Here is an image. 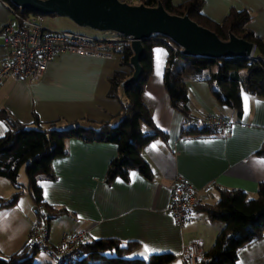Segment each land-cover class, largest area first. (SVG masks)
<instances>
[{"label":"crops","instance_id":"1","mask_svg":"<svg viewBox=\"0 0 264 264\" xmlns=\"http://www.w3.org/2000/svg\"><path fill=\"white\" fill-rule=\"evenodd\" d=\"M186 1L171 0V3L177 6ZM138 3L141 2L134 4ZM231 8L249 11L251 19L247 28L264 41V0H203L200 12L208 20L219 23ZM13 21L0 0V28ZM67 22L69 29L71 23ZM76 28L62 31L95 38L104 36ZM5 53L0 38V62ZM167 55L165 46L151 47V71L141 95L142 105L154 126L164 134L151 138L140 150L151 179L130 170L127 181L115 178L106 184L105 171L116 156V145L75 138L65 140L67 155L51 162L55 179L48 181L40 177L36 182L44 203L67 211L48 223L51 244L57 243L63 234L83 232V241L114 239L121 244L135 243L130 257L145 259L171 253L177 257L173 264H179L191 242L199 244L202 255L210 250L224 224L210 222L203 212L192 209L186 224L177 228L168 212L171 188L177 181L198 188L201 204L216 202L218 189H239L254 198L258 185L264 183V156L256 155L264 140V97L244 93L242 114L237 118L232 109L216 101L203 78L185 77L191 115L203 122L207 115H222L227 128L218 135H183L182 115L170 106L163 85ZM118 68V56L106 59L74 51L60 53L37 80L5 78L0 85V110L27 127H34V118L44 128L50 122L55 129L75 126L98 129L101 121L114 126L119 120V103L107 93L109 78ZM118 98L124 99V93L119 90ZM6 130L0 119V137ZM143 130L150 133L146 127ZM1 183L4 190L0 195L6 197V186ZM23 204L22 210L10 212L20 216L21 226L16 227L11 221L7 235L0 232L2 257L11 255L27 241L35 217L29 213L30 206L33 209L32 201L30 206L26 201ZM10 213L6 215L12 220ZM251 244L247 245L249 258L256 252L264 254V247L251 249Z\"/></svg>","mask_w":264,"mask_h":264},{"label":"trees","instance_id":"2","mask_svg":"<svg viewBox=\"0 0 264 264\" xmlns=\"http://www.w3.org/2000/svg\"><path fill=\"white\" fill-rule=\"evenodd\" d=\"M7 2L6 0H2ZM146 6H155L160 2L170 14L188 17L198 25L214 32L221 40H226L228 33L243 38L255 46V51L264 55V41L247 28L251 13L247 10L229 9L219 22L205 18L200 10L203 0H188L173 6L171 0H139ZM15 12L19 11L7 2ZM53 16V15H52ZM162 37L155 35L143 41L144 57L140 64L143 72L138 83L124 92V99L118 98V85L131 74L128 64L131 51L129 44L118 56L119 68L109 78L107 96L119 103V120L110 126L106 121L99 122L98 129L80 126L55 129L53 122L42 127L34 118V127H27L13 119L6 111L0 110V119L7 130L0 137V177L7 179L15 192L10 199L0 201V208L13 205L18 196L16 178L19 169L24 166L27 176V191L33 204L35 217L50 220L67 213L43 202L36 182L42 177L48 181L55 179L51 172V162L55 158L67 155L64 142L75 138L83 142L112 143L117 153L108 164L104 183L110 184L115 178L127 181L130 170H135L145 179H151V171L140 156L141 148L153 137L162 134L153 124L147 110L141 102L143 86L151 71L150 49L163 45L167 48V59L163 70V85L168 94L170 106L182 115L181 134L183 135H218L217 130L209 128L202 120L191 115L188 104L185 77L203 78L209 85L216 101L232 109L237 118L242 114V95L264 97V66L248 64L246 60H209L183 57L179 48L168 47ZM146 127L150 133L144 132ZM256 155L264 156V140ZM40 208L38 214L36 208ZM195 210L205 214L210 222L220 221L223 229L217 235L214 245L205 252L198 264H238V250L264 237V183L257 187L256 196L249 198L239 189H218V199L213 204L202 203L194 206ZM72 234V233H71ZM135 243L121 244L114 239L83 241L77 246V254L68 263L61 264H173L176 256L171 253L150 255L145 259L133 258ZM38 247L29 240L9 256H0V264H43L34 261ZM54 264V261H53ZM179 264H187L183 258Z\"/></svg>","mask_w":264,"mask_h":264},{"label":"built area","instance_id":"3","mask_svg":"<svg viewBox=\"0 0 264 264\" xmlns=\"http://www.w3.org/2000/svg\"><path fill=\"white\" fill-rule=\"evenodd\" d=\"M139 0H128L134 4ZM4 5L13 18V23H6L0 28V38L6 53L0 62V85L5 78L14 80L34 81L41 77L54 57L67 51L96 55L106 59L119 56L129 40L117 33H107L95 38L83 33L44 28L38 21V16L32 13L15 12L5 1ZM168 47L176 49L172 43ZM248 64L264 66V55L252 50L246 59ZM204 123L211 129L223 134L227 121L222 115H207ZM200 190L189 183L179 180L171 188L168 212L174 225L181 228L187 222L189 214L195 205L201 204ZM39 214L41 209H35ZM49 227L44 218H35L29 229L30 243L47 254L54 264L68 263L77 254V246L83 242L84 233L63 234L57 243L51 244ZM202 253L197 242L189 243L182 255L187 264H198Z\"/></svg>","mask_w":264,"mask_h":264},{"label":"water","instance_id":"4","mask_svg":"<svg viewBox=\"0 0 264 264\" xmlns=\"http://www.w3.org/2000/svg\"><path fill=\"white\" fill-rule=\"evenodd\" d=\"M19 11L37 16H58L77 27L97 32L117 33L129 40L131 74L118 90L124 93L142 76L143 41L158 35L179 48L183 57L209 60H246L254 44L228 33L221 40L211 30L192 21L187 13L170 14L160 2L155 6L129 4L120 0H6Z\"/></svg>","mask_w":264,"mask_h":264},{"label":"rangeland","instance_id":"5","mask_svg":"<svg viewBox=\"0 0 264 264\" xmlns=\"http://www.w3.org/2000/svg\"><path fill=\"white\" fill-rule=\"evenodd\" d=\"M38 21L42 24V26L44 28H47L50 30H67L68 29L67 28V23H68L67 21H69V20H66V18H63V17L38 16ZM69 23H71V24H69V25H71L69 29H73L74 27H77L72 22L69 21ZM76 29H80V31L86 32V33H88L90 35H94V36L100 35L102 33V32L91 31L88 29L80 28V27H77ZM119 95L122 98V95L121 94H119ZM0 181L3 182V184L6 186V187H4L6 189V191H5L6 195H4V196H6V197H3L0 195V201H5V200H8L11 198V196H12L13 192H15V190L7 179L0 177ZM1 182H0V193L2 194V190H4V189H3V186H1V184H2ZM16 183L18 185V191L21 192V194L17 198L18 202L16 200L17 203L15 202V204H14L15 206L10 205V206H4V207L0 208V232L2 234H6V235H7L8 231L10 230V222L11 221L15 222L16 227L18 226V224H19V227L21 226L20 216L12 215L10 212L15 211V209H16V211L22 210L24 207L23 202H25V201L27 202V206L31 205V198H30L29 194L27 193L28 192L27 191V176H26L25 171H24V166H22L19 169V172H18V175L16 178ZM30 212H31L32 217H35L34 210L31 208V206L29 209V213ZM9 213L13 216L12 220H10L9 215H6ZM252 243L253 244H251V245H253V246H251L252 247L251 249L260 248V246L264 247V238L261 239V241L259 240V241H255ZM244 247H243L244 250H242L243 249L242 248V249H240L241 251L239 250L240 252H238V255H239L238 256L239 257L238 264H264V254H260V253L257 254V252H256L254 255H252L249 258L247 255L249 248H247V245ZM34 261L40 262L43 264H53V260L50 259L49 256H47L43 251H38L36 253V255L34 257Z\"/></svg>","mask_w":264,"mask_h":264}]
</instances>
